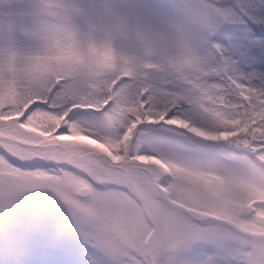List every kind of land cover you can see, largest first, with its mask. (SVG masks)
I'll return each mask as SVG.
<instances>
[{
  "label": "snow or ice",
  "instance_id": "6c2138e0",
  "mask_svg": "<svg viewBox=\"0 0 264 264\" xmlns=\"http://www.w3.org/2000/svg\"><path fill=\"white\" fill-rule=\"evenodd\" d=\"M215 6L195 76L129 71L97 91L69 74L0 104V210L46 190L62 227L96 250L92 264H264V46L253 50L264 0ZM57 88L68 103L52 101ZM34 159L51 166L21 163Z\"/></svg>",
  "mask_w": 264,
  "mask_h": 264
},
{
  "label": "clouds",
  "instance_id": "9594fccd",
  "mask_svg": "<svg viewBox=\"0 0 264 264\" xmlns=\"http://www.w3.org/2000/svg\"><path fill=\"white\" fill-rule=\"evenodd\" d=\"M218 22L215 0H0V104L69 74L97 91L129 71L195 76Z\"/></svg>",
  "mask_w": 264,
  "mask_h": 264
},
{
  "label": "rangeland",
  "instance_id": "374dc122",
  "mask_svg": "<svg viewBox=\"0 0 264 264\" xmlns=\"http://www.w3.org/2000/svg\"><path fill=\"white\" fill-rule=\"evenodd\" d=\"M153 71L157 73V70ZM154 73L151 75L148 72L153 79H156ZM159 78L163 79V74ZM165 135L170 136L172 133ZM161 147L167 148V145ZM32 161H41L44 168L51 166L50 161L36 159L22 163ZM46 195V190L24 191L10 206L0 210V227L4 225H8L10 229L15 227L14 233L10 234L11 239H8V243L2 248L5 251L4 253L2 251L0 257L6 260L15 251L34 244L45 246L48 249L47 253L50 254L39 258L38 261L41 262L39 264H75L83 258L82 255L84 256L86 251L92 264L96 250L81 237L78 231L62 227L67 213L61 203L46 200ZM55 230L57 234L54 236ZM94 259L95 264H103L102 256L97 254Z\"/></svg>",
  "mask_w": 264,
  "mask_h": 264
},
{
  "label": "trees",
  "instance_id": "16d2710c",
  "mask_svg": "<svg viewBox=\"0 0 264 264\" xmlns=\"http://www.w3.org/2000/svg\"><path fill=\"white\" fill-rule=\"evenodd\" d=\"M256 69H257L258 71H264V63H259V64H257V65H256ZM241 70L244 71V72L249 71V69H247V68L244 67V66H241ZM210 79H214V77H211ZM158 82H159V81H158ZM233 99H235V97H233ZM191 111H192V113H193V119H194V120L197 119V116H196L197 112H196L195 106L192 107V110H191ZM195 113H196V114H195ZM79 264H90V262H89V255H88L87 252L84 254V257L79 261Z\"/></svg>",
  "mask_w": 264,
  "mask_h": 264
},
{
  "label": "bare ground",
  "instance_id": "6f19581e",
  "mask_svg": "<svg viewBox=\"0 0 264 264\" xmlns=\"http://www.w3.org/2000/svg\"><path fill=\"white\" fill-rule=\"evenodd\" d=\"M6 227H2V231H4L5 232V236H2V238H0V255H2L3 253H4V249H2L4 246H5V244L6 243H8L7 241H8V239H11V237H10V235H9V231L6 229ZM2 251H3V253H2ZM39 256L36 258V260L38 261L39 260ZM6 263V261H5V259L2 257H0V264H5ZM8 264V263H7Z\"/></svg>",
  "mask_w": 264,
  "mask_h": 264
}]
</instances>
